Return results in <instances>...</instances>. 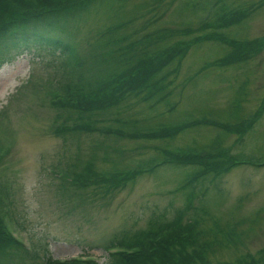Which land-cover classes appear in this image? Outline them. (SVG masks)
I'll return each instance as SVG.
<instances>
[{
    "label": "rangeland",
    "instance_id": "1",
    "mask_svg": "<svg viewBox=\"0 0 264 264\" xmlns=\"http://www.w3.org/2000/svg\"><path fill=\"white\" fill-rule=\"evenodd\" d=\"M211 1L114 0V12L110 4H101L98 10L105 13L68 28L85 52L103 47L107 30L129 41L126 35L135 27L178 30L168 42L211 31L227 41L264 40V0H222L228 9L248 10L247 15L229 26L195 30L208 20L204 16ZM107 47L110 51L116 44ZM228 50L216 39L191 43L176 69L166 73L168 95L156 107L132 100L117 115L101 112L95 116L97 130L80 133L77 146L53 131L67 112L50 103L53 93L63 96L64 85L47 65L50 57L38 50L20 51L0 61V205L7 201V213L21 228L11 223V230L39 260L87 253L103 263V247L121 231L144 229L151 215L170 220L176 210L184 209V191L178 185L194 164L172 166L165 157L200 155L216 146L238 162L218 177L211 179L208 173L201 192L194 186L182 219L199 220L200 240L208 246L207 264L264 254V107L254 117L261 101L264 104V45L246 62L211 64ZM251 117L254 122L243 135L220 127ZM179 127L183 129L177 132ZM156 164V171L150 169ZM90 170L130 177L122 187L109 190L73 181L74 176L88 177ZM64 173L61 188L57 175Z\"/></svg>",
    "mask_w": 264,
    "mask_h": 264
},
{
    "label": "trees",
    "instance_id": "2",
    "mask_svg": "<svg viewBox=\"0 0 264 264\" xmlns=\"http://www.w3.org/2000/svg\"><path fill=\"white\" fill-rule=\"evenodd\" d=\"M113 1L74 0L70 3L66 0H0V61L11 58L20 51L38 50L50 57L47 65L53 67V72L62 78L60 84H64L63 96L58 92L53 93L54 99L50 100V103L54 108L67 112L65 118H60L61 121L59 120L58 125L53 128L54 134L63 142L71 141L77 146L80 133L97 130L95 116L101 112L112 111L114 115L124 112L129 107V101L136 100L150 108L156 107L158 102L168 95L165 90L169 81L166 73L176 69L179 60L193 42L216 39L227 44V53L211 62L215 66L246 62L253 54L263 49L262 37L247 41H227L211 31L192 39L181 41L177 38L168 42L167 39L178 35V30L165 27L147 31L135 27L132 31L134 39L132 35H126L129 41H124L123 34L116 36L114 30L109 29L106 32V40L102 41L103 47H94L85 52V49H81L77 41L72 39L68 27L73 30L72 25L84 18L99 12L105 13L98 10L101 4H110L109 11L114 12L117 6ZM154 1L158 4L161 0ZM246 12L248 10L228 9L222 4V0H212L211 7L206 10L209 16H204L208 20H202L195 30L204 26L213 27L212 30L229 26L244 18ZM110 44H116V47L110 48V51L108 47L104 48ZM263 107L261 101L254 117ZM254 117L232 127H220L225 132L243 135L251 128ZM125 123L122 122V125L126 126ZM181 129L183 128H176V131ZM104 133L107 134L108 130L104 129ZM241 137L237 140L240 141ZM213 149L214 151L200 155L180 154V157H165L169 158V161H164L172 166L194 164V169L186 173L178 185L179 189L184 191V209L176 210L170 220L166 221H163L165 219L162 215H151L142 230L121 231L114 237V241L104 246L119 248L118 251L105 255V264H207L208 246L205 240H200L199 220L196 216H188L183 221L182 216L190 207V200L195 195V185L201 192L208 173L212 175V179L235 165L225 149L218 146ZM159 165L156 164L150 169L155 170ZM111 174L95 175L90 170L88 177L87 174L82 177L74 176L73 181L83 186L99 185L103 186L104 190H109L122 187L130 177L125 173ZM64 175L65 173L61 180L59 178L61 188L64 185ZM107 177L113 180L109 181ZM201 209L198 207V210ZM262 253L264 248L260 250V254ZM39 259V255L27 250L9 234L0 216V264H99L94 260L75 257L64 260ZM259 263H264V254L257 257L249 254L239 255L234 262L227 264Z\"/></svg>",
    "mask_w": 264,
    "mask_h": 264
}]
</instances>
